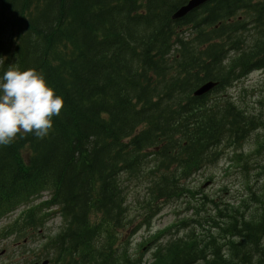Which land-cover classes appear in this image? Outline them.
<instances>
[{"label":"trees","instance_id":"16d2710c","mask_svg":"<svg viewBox=\"0 0 264 264\" xmlns=\"http://www.w3.org/2000/svg\"><path fill=\"white\" fill-rule=\"evenodd\" d=\"M182 2L0 0V16L2 9L17 15L14 22L0 21V76L10 67L35 70L64 100L48 136L28 134L0 147V215L42 191L51 192L50 202L36 210L43 214L54 207L63 222L50 249L41 252L52 264H77V259L84 260L80 264H118V244L126 241L128 230L136 231L128 229L132 221L118 186L121 175L129 183H148L151 211L137 220L142 221L153 208L156 212L158 202L195 193L185 185L192 175L264 130L262 114H247L239 102L218 95L251 71L264 69V11L255 12L254 0L238 1L247 19L239 38L221 39L237 49L225 51L212 39L226 35L224 24L201 39L215 18L171 20ZM249 24L256 36L246 30ZM189 27L199 37L189 35ZM203 43V50L192 49ZM233 52L238 54L224 67ZM208 81L218 83L212 94L192 99V92ZM257 141L252 156L264 151V140ZM250 159L234 153L242 168ZM255 202L250 198L246 205ZM34 211L23 219L33 232L42 228ZM246 214L238 228L229 221L223 231L245 237L248 246L256 244V255L264 258L259 241L264 209ZM190 245L195 241L177 248L171 244L159 264H184ZM207 247L217 251V262L218 244L212 239ZM229 251L232 259L224 264H251L252 256L243 249Z\"/></svg>","mask_w":264,"mask_h":264},{"label":"rangeland","instance_id":"374dc122","mask_svg":"<svg viewBox=\"0 0 264 264\" xmlns=\"http://www.w3.org/2000/svg\"><path fill=\"white\" fill-rule=\"evenodd\" d=\"M242 89L247 91L248 94L254 93L253 97L251 99L247 98V101L250 105H253V107L247 108L251 112H258L260 109H264L263 107H260L258 104L256 105V102H263L264 105V72H254L250 74L245 80L238 82L234 87L229 88L227 91L221 92L222 95L230 96L232 99H234L237 96H240L242 94ZM258 134V135H256ZM257 140H264V130L259 131L258 133H255L251 135L250 140L247 139V144L245 145V148H243L242 152L245 155H250L255 152V142ZM259 144V141H257ZM233 155H231L229 152H225L222 159L219 161L218 164L207 167L200 173H198L194 178H192L191 184L195 185L198 190H201L202 196H207L206 202H210V200H215V203H229L230 205L237 206L236 200L243 197L245 194V191L243 189V177L240 174V168L237 166L236 162L232 163ZM252 160L255 163L263 164L264 165V153L257 156H252ZM239 170V173H238ZM127 177L125 175H122L120 177V180H118L120 183L118 186L122 187L123 189V195L122 197L125 198V206L128 211V219L137 222L140 216L145 215L148 211H151V206H148L151 204L150 199V191L148 190V183L146 181H141L137 183H129L126 181ZM211 180V184L209 187L205 189H201L206 182ZM255 190V188L253 189ZM242 194V195H241ZM249 195V194H247ZM48 195L43 194V199H45ZM261 194L258 193V191H254L252 193L251 198L257 199L261 198ZM183 199H188L187 195L182 197ZM199 198V197H198ZM195 205L203 208V203L197 199L195 201ZM162 211L161 215H159L156 219H153L154 227L150 231H143L141 230L137 235L130 238V245H129V255L133 256L134 254H138V252L143 253V259L142 261L145 263L146 261L149 262L150 257V248L147 249L146 245L147 243L141 244L144 242L143 238L147 236L148 233H159L160 229L162 228H172L178 220H186L189 219L192 214L190 212H187L185 207L186 203L184 201L178 200V202H172L168 201L167 203H163L162 205ZM204 209L207 211V214L205 215L207 218L209 214L213 215V207L211 204H206ZM192 210V209H191ZM18 211L14 212L13 214H10L6 217H4L0 221V264H12V263H18V264H26V258L30 257L32 259L33 257H39L38 256V250H39V244L42 243L41 236L37 235L32 239V241L27 245V247H15V238L14 237H6V233L3 230V227L8 222H13L17 219ZM62 225L60 219L57 217H53L49 220V222L46 224V230L49 235L53 236L56 233L59 232L60 226ZM177 237H184L186 232L181 230H173L170 232V234H176ZM188 233V232H187ZM151 236V235H150ZM215 242L218 244V249H222L223 252L226 251L229 244L236 242L237 239L234 240H223L220 236H217L215 234ZM170 237L167 236V239ZM148 239V238H147ZM146 239V240H147ZM246 238L244 237L243 240L240 239L237 244L233 247V250L236 249H242L244 248L246 251H250V247L247 245V242H245ZM167 241L166 239H162L161 243ZM160 242V241H159ZM106 242L102 246V249H104ZM143 246V248H142ZM123 246L119 247V253L116 254V261L118 264H122L123 260ZM147 249L144 255V250ZM21 250H24L22 252ZM216 251H213V249L209 250V255L214 254ZM256 254V253H255ZM255 254H252L255 256ZM232 253L229 254L228 259L230 260ZM148 256V257H147ZM261 258L260 256L253 257L251 264H262L264 261V258H261L263 261L259 262L256 258ZM42 261L45 258V256H42ZM207 260L209 262H212L211 259ZM131 261H134L132 258ZM77 264H79V259L76 261ZM29 264H32L29 263ZM59 264H62L61 262ZM205 264V262L203 263ZM210 264V263H206Z\"/></svg>","mask_w":264,"mask_h":264},{"label":"clouds","instance_id":"9594fccd","mask_svg":"<svg viewBox=\"0 0 264 264\" xmlns=\"http://www.w3.org/2000/svg\"><path fill=\"white\" fill-rule=\"evenodd\" d=\"M63 107V97L41 74L10 67L0 76V147L11 145L18 135L48 136Z\"/></svg>","mask_w":264,"mask_h":264},{"label":"water","instance_id":"95a60500","mask_svg":"<svg viewBox=\"0 0 264 264\" xmlns=\"http://www.w3.org/2000/svg\"><path fill=\"white\" fill-rule=\"evenodd\" d=\"M207 0H191L186 6L182 7L175 15L174 18H180L186 15L190 10H192L195 6L204 3ZM213 86L208 84L202 87L199 91L196 92V95H201L208 91Z\"/></svg>","mask_w":264,"mask_h":264},{"label":"bare ground","instance_id":"6f19581e","mask_svg":"<svg viewBox=\"0 0 264 264\" xmlns=\"http://www.w3.org/2000/svg\"><path fill=\"white\" fill-rule=\"evenodd\" d=\"M261 230V229H260ZM260 230H259V232H260ZM259 232H258V234H259ZM263 232V231H262ZM259 235H261V234H259ZM259 241H260V239H259ZM258 244V243H257ZM256 245V244H255ZM255 245L254 244H251L249 247H251L252 249H251V251H246L244 248H242L244 251H246V252H248L249 253V255H251L252 256V258L253 257H255V256H257L256 254H255V252H256V250L254 249V248H257V247H255ZM261 248L262 249H264V246H261ZM258 249V248H257ZM219 251V255H220V257H218V260H217V262H218V264H224V258L226 257V256H229V254H231L230 253V251H228V252H222V250H218ZM252 254H255V256L254 255H252ZM217 257V256H216ZM232 259V257H230V260Z\"/></svg>","mask_w":264,"mask_h":264},{"label":"flooded vegetation","instance_id":"af4514ba","mask_svg":"<svg viewBox=\"0 0 264 264\" xmlns=\"http://www.w3.org/2000/svg\"><path fill=\"white\" fill-rule=\"evenodd\" d=\"M212 256H214V254H212Z\"/></svg>","mask_w":264,"mask_h":264}]
</instances>
